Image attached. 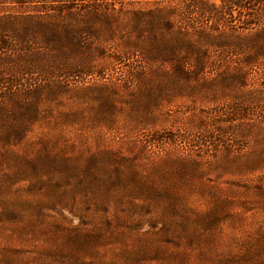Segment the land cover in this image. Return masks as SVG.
<instances>
[{"label":"rangeland","instance_id":"374dc122","mask_svg":"<svg viewBox=\"0 0 264 264\" xmlns=\"http://www.w3.org/2000/svg\"><path fill=\"white\" fill-rule=\"evenodd\" d=\"M0 264H264V0H0Z\"/></svg>","mask_w":264,"mask_h":264}]
</instances>
